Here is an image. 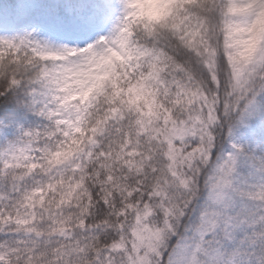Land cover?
I'll return each instance as SVG.
<instances>
[{"label": "snow or ice", "instance_id": "1", "mask_svg": "<svg viewBox=\"0 0 264 264\" xmlns=\"http://www.w3.org/2000/svg\"><path fill=\"white\" fill-rule=\"evenodd\" d=\"M0 264H264V0H0Z\"/></svg>", "mask_w": 264, "mask_h": 264}]
</instances>
